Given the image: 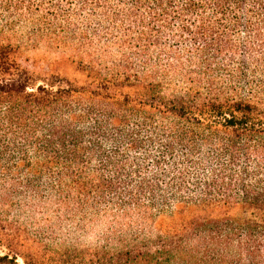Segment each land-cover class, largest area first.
I'll return each instance as SVG.
<instances>
[{"label":"trees","instance_id":"16d2710c","mask_svg":"<svg viewBox=\"0 0 264 264\" xmlns=\"http://www.w3.org/2000/svg\"><path fill=\"white\" fill-rule=\"evenodd\" d=\"M0 264H264V0H0Z\"/></svg>","mask_w":264,"mask_h":264},{"label":"rangeland","instance_id":"374dc122","mask_svg":"<svg viewBox=\"0 0 264 264\" xmlns=\"http://www.w3.org/2000/svg\"><path fill=\"white\" fill-rule=\"evenodd\" d=\"M19 56L22 62L31 66L34 78L40 83L51 82L54 77H60L59 74L68 77V79L72 77L82 79V74L76 65H71L68 62L62 65H53L55 56L48 54L43 48L39 50L22 49Z\"/></svg>","mask_w":264,"mask_h":264}]
</instances>
